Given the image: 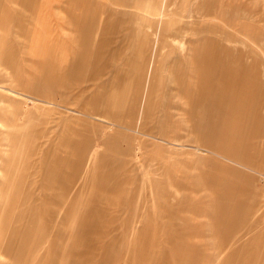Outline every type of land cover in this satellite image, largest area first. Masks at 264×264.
Returning a JSON list of instances; mask_svg holds the SVG:
<instances>
[{"label": "rangeland", "instance_id": "rangeland-1", "mask_svg": "<svg viewBox=\"0 0 264 264\" xmlns=\"http://www.w3.org/2000/svg\"><path fill=\"white\" fill-rule=\"evenodd\" d=\"M0 264H264V0H0Z\"/></svg>", "mask_w": 264, "mask_h": 264}, {"label": "crops", "instance_id": "crops-1", "mask_svg": "<svg viewBox=\"0 0 264 264\" xmlns=\"http://www.w3.org/2000/svg\"><path fill=\"white\" fill-rule=\"evenodd\" d=\"M90 26L94 27L95 25H90ZM86 29H87V26L85 27V30ZM141 72H146V70L143 69ZM233 114H235V112H233ZM124 124L129 126V128H137V126H135V127L133 126L132 122L128 123V121H127V122H124ZM131 126H133V127H131ZM217 130L218 129H215V130L212 129L209 132V134H210L209 137H206V138L207 139H211V140L220 139L219 133L218 134L216 133ZM234 133H235V129L233 128V129H231V132L227 136L228 140L229 141H233V143L230 144V150H224V153L227 154L231 158L233 157V158L238 159L239 161H242L243 160V158L241 157L242 154L240 152H238V151H235V150L237 148H241V147H243L242 149L244 150V149H246L248 147L249 144H247V143L245 145L242 144L241 143L242 140L237 139V135H235ZM147 136H149V135L147 134ZM221 138H223V137H221ZM250 138H251V136L249 134H247V135L245 134L244 137H243V140H246V139L251 140ZM171 144L172 145H178L179 143L178 144L171 143ZM205 147H207V146H205ZM232 149H234V151ZM210 150L213 153H216V151H214L215 149H213V150L210 149ZM244 152L245 151H243V155H245ZM239 154H241V155H239ZM223 158L226 159V160H229L227 157H223ZM213 175H215V178H210L209 179L208 177H204V178L201 177L200 180L201 179H203L202 181L210 180L211 181L210 184H212V186H209V187L205 186L203 188L204 189L206 188L205 189L206 193L216 196V195L220 194L219 193V191H220L219 189L220 188H218L217 185H218L219 181L222 180L223 177H225L226 175H222L221 176L219 171H217ZM230 176L231 177H229V179L231 180V185H232V188L234 190V194L232 192V195H228V199L226 201H223V204H225V206H228V209L225 210L227 212V215L225 217L226 220H227V225L226 226H228L229 228L230 227L232 228L231 221L234 220V219H235L236 222L238 221V224L240 226L238 228H236V230L230 229L231 230V235H229L228 231L224 230L225 232H222V229H223L222 227H224V224H223V226H221L222 224H218V226H217V225H215V223H213L211 226L210 225H207V226H210L214 230H217L218 231L217 233H219V231L221 230L223 237H225L227 235V238H228L229 242L226 243V244L229 245V248H228V252L229 253L230 252L234 253L236 251V249L233 250V251H230V250L233 249V248H236V246L238 245V248H239V251H240L239 253L242 252L241 254H244L245 256H247V254H249L250 251L252 250L253 244H257L258 243V240L256 238L257 237L256 230L252 232V229H251L253 227H254V229H256L258 227L257 222H256V224L253 227L249 226L247 229L245 228V231L242 230L243 224L247 225L245 223L248 221V211H251V207L249 206V204H250V202H252L254 200V197L253 198H248V201H247V199L244 198L246 192L249 191L248 186L246 185V181H248V182L252 181L251 180L252 178L250 176L246 175V174H239L237 172L232 173ZM239 178L244 179V181H240ZM225 179H227V178H225ZM201 183L203 184V182H201ZM236 185H238V187H235ZM177 186L178 185H176V186L173 185V187L175 188L173 196H178L180 194L179 193V188ZM237 189H238V191H236ZM250 194H251L250 196H254L255 195L254 193H250ZM180 196H185V195H180ZM197 196H200V195H197ZM255 201H256V199H255ZM217 213H218V216H219L220 212L215 211V215L216 216H217ZM215 215L213 216V220H217L215 218L216 217ZM256 219L258 221L260 219V216H257ZM254 220H255V216L253 217L252 221L254 222ZM194 227L198 228L197 226H194ZM196 231L198 232V230H196ZM235 258L240 259L241 256L238 255Z\"/></svg>", "mask_w": 264, "mask_h": 264}, {"label": "bare ground", "instance_id": "bare-ground-1", "mask_svg": "<svg viewBox=\"0 0 264 264\" xmlns=\"http://www.w3.org/2000/svg\"><path fill=\"white\" fill-rule=\"evenodd\" d=\"M199 9V8H198ZM82 14V13H81ZM200 14V13H199ZM83 26L84 25H82V28H83ZM144 103V102H143ZM134 112V111H133ZM132 112V113H133ZM136 114V113H135ZM133 120V119H132ZM215 199H216V197H214ZM214 200H212L211 199V201H209V202H213ZM207 207H209V206H207ZM211 209L213 208L212 206L210 207ZM208 208H206L205 210H204V213H203V215H204V217H209V221H210V223H209V225L211 226V224H213V223H215V225H217L218 223H222L223 221H225L226 220V215H227V213L225 212V211H223V210H221V212H220V214H219V216H218V213H217V216L215 215V211H218V210H216V209H214L213 208V213L211 212V213H209L208 211ZM216 216L215 218L217 219V220H213V216Z\"/></svg>", "mask_w": 264, "mask_h": 264}]
</instances>
